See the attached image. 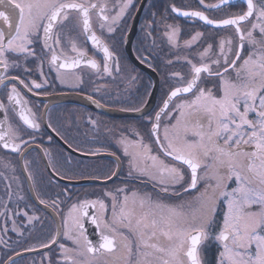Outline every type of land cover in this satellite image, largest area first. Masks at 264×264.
Listing matches in <instances>:
<instances>
[{"label":"snow or ice","instance_id":"1","mask_svg":"<svg viewBox=\"0 0 264 264\" xmlns=\"http://www.w3.org/2000/svg\"><path fill=\"white\" fill-rule=\"evenodd\" d=\"M199 2L206 9H213L230 0L208 5L204 0ZM241 3L246 4V10L221 20L209 18L204 11L172 7V11L199 18L206 25L233 26L238 42L229 36L208 44L196 54L199 63L183 57L190 66V75L186 79L180 72L171 73L180 84L169 92L155 115L147 119L151 140L146 142L139 132L134 133L135 139L121 134L117 140L128 158V178L146 177L162 196L186 195L206 180L215 183H208L197 193V206L188 211L183 203L169 204L153 200L149 193L129 191L126 183L105 190L95 199L72 203L63 219V237L72 246L60 244L57 264H97V256L103 253L117 254L113 264H204L202 246L210 238L209 229L220 200L227 210L213 237L222 249L216 264H264V0ZM130 6L132 0H116L112 6L109 0H0V84L18 80L32 92L47 83H26L19 77L10 80L4 75L19 66L10 56L36 57L34 46L38 42L42 50L51 53L48 62L61 82L62 70H74L82 64L98 69L97 61L87 57L76 37L70 35L71 30L63 31L72 13L78 14L86 39L103 52L104 73L111 74L109 61L113 53L93 30V13L99 20V31L110 34ZM253 17L251 28H241L242 22ZM165 28L169 44L177 46L178 27L166 24ZM202 35L196 32L185 46L193 45ZM62 42L69 45L74 55L65 52ZM246 48L250 51L245 57ZM116 70L119 71L118 63ZM184 94L191 99H182L173 107L175 99ZM7 101H0V111L4 112L0 120V147L20 152L26 141L21 138L19 127L10 122L8 112L15 114L27 129H38L40 124L14 83ZM165 115L174 120H163ZM112 156L116 168L105 177L108 181L119 176L122 164L119 156ZM3 167L8 168L9 164L4 162ZM233 179L236 187L229 190L228 181ZM6 190L10 197L7 185ZM52 203L55 206L57 202ZM195 221L197 226H193ZM85 222L95 227L92 235L98 236L97 240L89 238ZM59 236L58 229L49 243Z\"/></svg>","mask_w":264,"mask_h":264},{"label":"flooded vegetation","instance_id":"2","mask_svg":"<svg viewBox=\"0 0 264 264\" xmlns=\"http://www.w3.org/2000/svg\"><path fill=\"white\" fill-rule=\"evenodd\" d=\"M115 3L116 0H109V6ZM218 3L219 0H204L205 5ZM173 6L181 11H204L215 20L246 10V4L241 0H230V3L213 9H206L199 0H132V6L110 34L106 30L103 33L99 31V20L93 13V30L102 36L113 53L109 61L111 74L104 73L103 52L86 39L79 27L77 13H72L63 31L71 30L70 35L76 37L78 46L86 51L87 57L97 61L98 69L82 64L74 70H62L61 82L48 62L51 53L42 50L39 42L34 46L36 57H9L19 64L4 73L10 80L19 77L26 83L31 80L42 84L47 80V83L32 92H28L18 80L0 84V101L8 103L9 88L12 83L16 84L40 124L38 129H27L15 114L8 112L10 122L19 127L26 144L21 146L20 152L0 147V173H3L0 175V264H57L60 244L72 246L63 237V219L68 208L80 200L102 196L105 190L126 183L129 191L149 193L153 200L169 204L183 203L184 210L188 211L197 206L194 199L197 193L203 191L208 183H215L206 180L186 195L162 196L146 177L128 178V158L117 145L121 134L135 139L134 133L139 132L146 142L151 140V125L147 119L155 115L169 92L180 84L171 73L180 72L186 79L190 75V66L183 57L199 63L196 54L208 44L229 36L238 42L233 26L206 25L199 18L185 17L172 11ZM254 21L255 17L242 22L241 28L247 31ZM166 24L178 27L177 46L169 44L164 35ZM196 32L203 35L186 47L185 42ZM62 43L65 52L74 55L69 45ZM249 51L246 48L243 55L246 57ZM117 63L119 71L116 70ZM207 86L210 87L211 83ZM182 99L191 97L181 95L175 99L173 107ZM3 118L4 112L0 111V120ZM169 119L174 120L167 115L163 117L165 121ZM32 137L34 139H30ZM152 147L157 150L155 143ZM112 153L122 161L119 176L104 182L116 168ZM4 162L9 164L8 168L3 167ZM6 185L10 187V197ZM228 187L229 190L236 187L234 179L228 181ZM53 201L57 202L55 206ZM226 210L223 200L218 201L214 223L209 229L210 238L202 246L204 264H216L217 255L222 250L213 237L223 223ZM252 210L257 209L254 206ZM29 216L35 219L29 221ZM197 224L198 221L193 222V226ZM85 227L89 238L97 240L98 236L92 235L95 227L87 222ZM58 229L60 236L57 241L49 243ZM44 244L48 247H41ZM114 255L117 254L98 255L97 264H113Z\"/></svg>","mask_w":264,"mask_h":264},{"label":"water","instance_id":"3","mask_svg":"<svg viewBox=\"0 0 264 264\" xmlns=\"http://www.w3.org/2000/svg\"><path fill=\"white\" fill-rule=\"evenodd\" d=\"M111 180H112V179H111ZM111 180H110V181H111ZM83 182H89V181H83ZM104 182H109V181H108V180H105Z\"/></svg>","mask_w":264,"mask_h":264}]
</instances>
